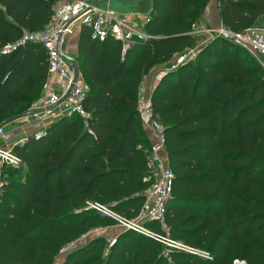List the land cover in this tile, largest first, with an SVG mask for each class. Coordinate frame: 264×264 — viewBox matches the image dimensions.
Instances as JSON below:
<instances>
[{
    "label": "trees",
    "instance_id": "1",
    "mask_svg": "<svg viewBox=\"0 0 264 264\" xmlns=\"http://www.w3.org/2000/svg\"><path fill=\"white\" fill-rule=\"evenodd\" d=\"M64 1L0 0V46L43 29ZM150 1V38L123 60L118 41H92L90 29L80 28L76 65L89 118H61L40 140L14 148L22 163L2 171L0 264H54L63 246L111 222L89 204L123 216L140 212L150 139L138 117L139 92L151 71L196 42L195 0ZM217 10L223 27L242 32L264 16V0H217ZM46 77L37 45L0 55V126L30 108ZM151 105L176 176L165 217L170 237L210 258L174 252L168 261L159 243L126 231L105 260L97 237L61 264H264L263 68L245 49L213 38L194 60L163 74Z\"/></svg>",
    "mask_w": 264,
    "mask_h": 264
},
{
    "label": "built area",
    "instance_id": "2",
    "mask_svg": "<svg viewBox=\"0 0 264 264\" xmlns=\"http://www.w3.org/2000/svg\"><path fill=\"white\" fill-rule=\"evenodd\" d=\"M101 1L66 0L55 8L49 23L43 29L36 32L23 31L15 42L0 46V55L6 56L28 44L37 45L45 51L47 60V77L40 96L31 104L25 116L17 120L15 129L9 130L5 125L0 126V191L4 183L3 168H16L22 163L14 148L22 147L30 140H40L45 136L47 129L61 118L75 115L83 122L89 118L84 108L88 88L80 73L78 80L73 81V64L76 61L64 48L66 36L73 30L87 27L90 29L92 41L101 43L107 38L118 41L122 60L132 50L136 41L145 42L150 38L144 32L148 17L144 23L134 24L125 16L104 6ZM0 10H3L1 5ZM207 32L212 38L216 37L245 49L264 70V27L253 26L242 32H233L220 25L218 29H208ZM196 51L191 49L176 55L174 60L155 76L154 83H158L164 73L174 71L185 62L194 60ZM52 79L58 80L57 85L52 84ZM137 111L140 123L151 139L147 158L150 175L143 179L147 188L143 193L139 220L125 222L126 227L159 243L162 246L161 256L168 261L174 252L210 258L207 252L170 237L165 217L176 176L167 160L164 127L155 118L151 99L144 94L142 87ZM13 130H19L20 136L16 137ZM89 207L110 215V218H118L114 212L103 206L89 204ZM141 221L152 223L154 226L148 228L139 224ZM112 243L113 241L109 243V247ZM72 248L71 242L62 247L59 255H66ZM231 264L249 263L237 258L232 260Z\"/></svg>",
    "mask_w": 264,
    "mask_h": 264
},
{
    "label": "rangeland",
    "instance_id": "3",
    "mask_svg": "<svg viewBox=\"0 0 264 264\" xmlns=\"http://www.w3.org/2000/svg\"><path fill=\"white\" fill-rule=\"evenodd\" d=\"M202 2H203V0H195V4L197 6L195 7V9L193 11V15H194L193 23H192V30H193L192 35L193 36H195V33L197 31H199L200 28L205 29V26H206V24L201 21V18L199 15ZM112 3L113 4H119L120 6H124L125 8H128V9H126V12H125L126 15L134 14L136 9L140 8L139 12H140V15H142L140 19L145 17L142 9L144 10L147 7L148 8L151 7V3L149 4V0H142L140 3H137L135 5L121 3V2H118L116 0H112ZM130 6L136 8V9H132ZM208 14H209V10L206 11L204 15L207 17ZM210 21L212 23L211 28H214V29L219 28V19L216 15L215 11H213V14H212ZM141 23H144V20ZM202 31H207V30H202ZM170 168H171V166H170ZM114 214H116V213H114ZM138 215H139L138 210H135L132 213H130V215L127 213L124 216L122 214L121 215L116 214V216H118V218H111V222L101 221V222L95 224L94 229H91L84 236H82L81 238L74 240L72 242L73 248H80V247L84 246L85 244L89 243L92 239L97 238V237H102L104 239V243L101 247V252H100L99 256L102 259V261L105 260L107 258V255H108L109 248H111L114 245L118 246L121 244L120 242H117L119 235L126 233V231H130L134 234H138L137 232H134L133 230L128 229V227H126V224H125V222H133V221L139 220ZM145 222L146 221H141L139 224L143 225ZM167 231H168V229H167ZM112 241H113V243L109 247V243ZM161 248H162V246H161ZM64 258H65V255H62V256L58 255V257H56V259L54 261V264H61V262L64 260ZM97 264H103V262L102 263L97 262Z\"/></svg>",
    "mask_w": 264,
    "mask_h": 264
},
{
    "label": "crops",
    "instance_id": "4",
    "mask_svg": "<svg viewBox=\"0 0 264 264\" xmlns=\"http://www.w3.org/2000/svg\"><path fill=\"white\" fill-rule=\"evenodd\" d=\"M101 2H102V4L104 6L109 7L110 9H113L119 15L125 16L130 22H132L134 24H138V23L143 22V20H145V18L148 17V15L150 13V10H151V7H149V8L147 7L144 10L142 9V11L144 12L145 17L142 18V19H140L141 16H142V15H140V12H139L140 11V8H137L136 9V8L130 6L132 9H136V11H135L134 14H128V15H126L125 12H126V9H128V8H125L124 6H120L119 4H113L112 3V0H102ZM206 2L207 3H206V6H205L203 12H200L201 21L203 23H205L206 26H205V29L200 28L199 31H197L195 33V36L194 37L196 39V42H195V44L193 46V50L200 49L202 46H204L205 44H207L208 42H210L213 39L211 37V35L207 31H202V30L214 29V28H211L212 23L210 21L211 20V17H212V14H213V11H215V13H216V15H217V17L219 19L218 10H217V0H207ZM150 3H151V1L149 0V4ZM131 5H135V4H131ZM208 10H209V14L206 17L204 14ZM220 25H221V22H220V19H219V26ZM254 26H256V27H264V16L260 17L257 20V22L255 23ZM78 37H79V30L76 29V30H73L70 34H68L66 36V38H65V41H64V48H65L66 52L71 57H73L75 59V61H76V58H77V42H78ZM174 58L171 61H173ZM165 66L156 67L153 71H151L149 73V75L145 78V80H144V82L142 84L143 92H144V94L149 99H151L153 87L155 85L154 78H155V76L159 72L163 71V69H164ZM80 75H81V73H80ZM81 77H82V75H81ZM51 81H52V84L53 85H57V83H58V80L52 79ZM17 125H18L17 124V121H15V122L7 125V129H9V130L15 129L17 127ZM142 130L145 131L144 128H142ZM13 133H14V135L16 137H19L20 136L19 130H13ZM146 134H147V132H146ZM149 139H150V137H149ZM150 141H151V139H150Z\"/></svg>",
    "mask_w": 264,
    "mask_h": 264
},
{
    "label": "water",
    "instance_id": "5",
    "mask_svg": "<svg viewBox=\"0 0 264 264\" xmlns=\"http://www.w3.org/2000/svg\"><path fill=\"white\" fill-rule=\"evenodd\" d=\"M119 2H122V3H126V4H137V3H140L142 0H117ZM207 1V0H206ZM204 2L203 3V6H202V9H201V12H203L205 6H206V3L207 2ZM216 38V37H215ZM73 72H74V77H73V81L76 82L78 80V77H79V70H78V67L76 65V63L73 64ZM25 116V113H19L17 115H14L12 116L11 118H9L5 123L4 125L7 126L15 121H17L18 119L22 118ZM104 216L106 217H109L110 218V215L106 214V213H103Z\"/></svg>",
    "mask_w": 264,
    "mask_h": 264
}]
</instances>
